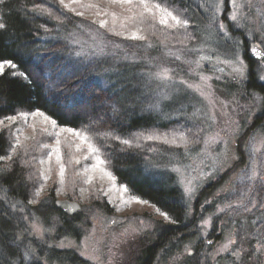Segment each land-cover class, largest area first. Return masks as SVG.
Here are the masks:
<instances>
[{
	"label": "rangeland",
	"instance_id": "obj_1",
	"mask_svg": "<svg viewBox=\"0 0 264 264\" xmlns=\"http://www.w3.org/2000/svg\"><path fill=\"white\" fill-rule=\"evenodd\" d=\"M50 3L78 18L74 32L64 39L46 36L45 44L40 45L33 57L39 72L46 78L50 97L70 106L84 101L87 93L91 95L89 87L97 85L110 91L108 109L112 117L119 118L123 112L116 98L120 80L110 81L112 70L139 65L138 86H143V93L131 100V91L127 88L122 95L125 104L135 106L140 112L152 113L161 120L181 118L177 129L172 127L160 136L157 133L159 139L147 138L153 135L138 136L129 145L130 151L137 152L147 162L155 179L173 177L185 209V221L192 222L195 211L208 212L197 219L200 221L197 229L192 227L183 243H177L170 253L158 252L152 264H235V250L241 254L240 264H264V243L252 250L245 241L251 227L247 228V216L255 218L256 223L261 213H252L264 210V133H245L261 112L260 98L255 94L243 98L239 89L245 83L247 72L240 50L241 39L247 46L257 44L264 52V0H236L235 5L232 0H200L199 10L208 16L215 4L220 5L216 24L224 25L223 33L207 16L202 22L197 21L200 24L196 40L193 34L182 42H175L172 37L153 36L158 43L152 46L129 43L121 47L109 39L110 35L115 36L108 30L112 27V18L103 10L118 15L116 31H121L123 18L132 15L125 8L108 0H82L85 5L96 4L101 14L96 15V8L74 4L72 7L84 12L83 16H77L63 8L59 0ZM233 14L237 16L236 21L230 19ZM101 19L109 21L106 28L99 27ZM130 23L124 30L131 28ZM224 33L231 41L228 45ZM226 47L234 48L239 59L226 53ZM257 63L258 82L264 84L260 79L264 77V59ZM135 76L122 77L132 83ZM229 87L237 89L234 92ZM44 128L50 135L44 134ZM0 130L10 134L9 151L19 139L20 145L13 157L25 168L31 183L30 194L35 200L53 191L54 202L70 201L80 205L82 222L86 223L80 238L51 244L56 249L73 250L87 264H134L141 249L170 224L150 205L135 201L125 203L123 199L107 211L106 199L118 197L120 192L114 191L105 176L99 177L98 170H91L96 161L93 156L84 159L89 155L87 144H81L75 135L64 132L59 137L65 165L61 185L55 154L48 159V153L57 146L59 128L53 129L42 117L29 116L26 122L19 118L12 124L5 121ZM165 140L174 143H165ZM45 144L47 148L42 147ZM78 144L80 151L76 149ZM93 145L99 149L97 155L106 165L103 150ZM41 159L44 164L40 163ZM77 159L79 164L75 162ZM41 173L49 179L45 181ZM89 176L92 182L86 183ZM41 185V195L36 197L35 191ZM117 207L119 211L113 210ZM238 212L243 213V220L239 230L234 231L231 225L234 226ZM28 229L37 239L51 236L36 220ZM240 234H244V239L238 242ZM215 236H218L216 242ZM199 242L201 254L196 248ZM224 245H228L226 250H222Z\"/></svg>",
	"mask_w": 264,
	"mask_h": 264
},
{
	"label": "trees",
	"instance_id": "obj_2",
	"mask_svg": "<svg viewBox=\"0 0 264 264\" xmlns=\"http://www.w3.org/2000/svg\"><path fill=\"white\" fill-rule=\"evenodd\" d=\"M50 1L54 3V0H3L0 3V23L6 25L4 30H0V59H11L18 65V70L28 76V81L19 76L13 77L9 75L13 70L7 68L4 75L0 76V119L17 115L20 111L40 109L57 120V128L72 127L86 134L92 144L103 150L106 165L100 167L115 176V184L105 177L114 191L120 192L118 197L113 196V203L109 202L113 199H106L107 211L123 199L128 203L134 202L135 200L131 199L133 195L148 200L147 204L155 210L159 207L161 211H167L174 222L157 232L154 241L141 249L134 262L151 264L158 252L170 253L178 244L183 243L186 236L185 209L180 203V192L173 177L155 179L156 175L147 166V162L137 152L130 151L129 145L130 142L134 143L138 136H156L157 133L160 136L172 127L173 130L177 129L176 125L180 123L181 118L161 120L152 113L140 112L135 106L125 104L122 95L127 88L131 91V100L137 94L143 93V86H138L141 79L140 72L138 73L139 65L115 67L112 70L110 81H113V78L120 80V86L116 85V98L123 108L119 118L110 115L107 105L110 91L97 85L89 87L91 95L87 93L88 98L70 106L50 97L46 78L39 72L33 57L40 45L45 44L46 36L64 39L75 31V20L78 19L68 12H62ZM157 2L161 0H150V3ZM198 2L200 3V0L197 3H194V0H167L166 6L182 19L188 20L187 28H168L159 24L157 19L146 17L143 22L130 23V29H123L125 35L139 29L140 35L145 36L144 40L125 39L117 35H110L109 39L113 40L112 44L120 47L129 43L152 46L158 43L157 38L160 37H172L175 42H182L192 34L196 40L200 24H197V21L202 22L208 16L199 10ZM153 36H157L156 40ZM241 43L243 44L240 50L247 72L245 84L239 89L243 98L251 94L260 98V115L264 119V86L258 85L254 76V65L247 55L249 45L247 46L243 39ZM132 74L137 75L132 83L122 77ZM229 89L235 92L237 88ZM259 124L260 121L252 123L245 133L256 129ZM14 131L12 128L11 132ZM8 138L10 134L7 130H0V155L7 156L10 153L11 140ZM125 140L129 143H123ZM97 170L99 177L103 176L102 172ZM30 185L25 168L17 158L0 161V264H87L73 250H59L51 245L63 239L78 241L82 228L86 225L82 222L83 214L69 217L57 210L54 206L53 191L41 200H36V203H29L35 199L30 194ZM121 185H127L129 192H123ZM113 210L117 211L116 208ZM33 220L51 233L50 238L42 240L30 234L28 226Z\"/></svg>",
	"mask_w": 264,
	"mask_h": 264
},
{
	"label": "snow or ice",
	"instance_id": "obj_3",
	"mask_svg": "<svg viewBox=\"0 0 264 264\" xmlns=\"http://www.w3.org/2000/svg\"><path fill=\"white\" fill-rule=\"evenodd\" d=\"M3 0H0V3H2ZM109 3L111 4H118L120 5V7L125 8V10L129 13H131L132 15L124 17L123 18V22L120 24V28L122 29L121 31H116V21L119 18L118 15L115 12H108L107 10H103L105 15H110L111 16V23H112V27L109 28L108 30L110 32H112L114 35L117 36H123L125 39H132V40H144L145 36L140 35V30L137 29L136 31H131L129 35H125V32L123 31V29H125L127 27V24L129 22L135 24L137 22H143L144 19L146 17H151L153 20L157 19L158 16V23L161 25H164L168 28H175L177 26L182 27V28H187L188 27V20L187 19H182L178 14H175L173 10H171L168 6H166L167 4V0H161V2H157V3H150V0H108ZM221 2H225V0H221ZM59 3L63 6V8L68 9V11L75 13V15L77 16H83L84 12L83 11H77L76 8L72 7V5H80L81 7L84 8H96L97 12L96 15H100L101 14V10L98 8V6L94 3H88V4H83L82 0H67V2H65V0H59ZM233 5L236 4V0H232ZM220 5L219 4H215L212 7L211 13L208 16V19L210 20V22H212L219 30L220 32L223 33L224 30V25L223 24H216V13L219 11ZM230 19L233 21L237 20V16L235 14L230 16ZM172 21V23H169V21ZM99 27L100 28H106L109 24V21L106 19H101L99 20ZM6 28V25L4 23H0V30H4ZM224 41L225 44L228 45L231 43L230 39L227 38V34L224 33ZM103 50L101 49V52ZM225 52L226 53H231V55L237 59H239V54L235 51L234 48H230V47H226L225 48ZM253 55H255V51H253ZM7 69H12L13 71H11L9 73V75L16 77L19 76L21 77L23 80L28 81V76L25 72H21L18 70V65L13 62L11 59H0V76L4 75L5 70ZM260 79L264 80V77H260ZM31 116L33 118L35 117H42L43 118V122L45 123H50L51 127L53 129L58 127V122L56 119H53L52 117H50L49 115H47L44 111H41L40 109H36L35 111H20L17 113V115H9L4 117L3 119H0V125H4L5 120L9 123H15L17 121V119H21L24 120L25 122L27 121V118ZM33 129H35V125H33ZM44 134L46 135H50V133L48 132L47 128L43 129ZM71 133L73 135H75L76 137H78L81 140V144H87V149H88V154L84 157V159H89V156H93L96 163L93 164L91 166V170L93 172H95L97 169H99L103 176H107V178L113 183L115 184L116 178L115 176L112 175V173L105 171L103 168L100 167V165H102L104 163L103 160H101L100 156L97 155V153L99 152V149L96 148L91 142H90V138L86 135L81 133L80 131L72 128V127H60V131L56 133V147L52 148L51 151L48 153V159L51 160L52 155L55 154L56 157V163L59 165V183L62 185L64 183V176H65V165L62 162V158H61V153H60V134L61 133ZM148 139H159V137L156 136H149L147 137ZM27 139V137H26ZM165 143H174V141H168L165 140ZM123 143L128 144L129 141L125 140L123 141ZM20 145V141L19 139L16 140V143L14 145L11 146V151L7 156L4 155H0V161H5V160H11L13 155H15L16 152V147ZM42 147L47 148L48 145H42ZM81 145H76V149L77 151H80ZM77 164L80 163V160L77 159L75 161ZM41 164H44L45 161L43 159L40 160ZM88 169L85 168V172H87ZM41 175L43 176V179L45 181H47L49 179L48 176H44L43 173H41ZM255 174H253L254 176ZM86 183H91L92 182V177L89 176L86 181ZM121 189L123 192H129V187L127 185H121ZM43 190V185H41L40 189H37L35 191V196L39 197L41 195V192ZM81 192H83V189H81ZM57 194H59V190H57ZM132 200H135L138 203L141 204H147L149 203L148 200H143L141 199L139 196L137 195H133L131 197ZM111 202V201H109ZM29 203H36V200H30ZM125 203H128V201H125ZM62 208L64 209V211L67 213L70 210V206L65 204L62 205ZM75 210V209H72ZM119 207H117V211H119ZM157 212L159 213L160 216L163 217V219L165 221L168 222H174L171 220V217L169 216L167 211H161L160 208L158 207ZM35 227V226H34ZM233 241L229 240V243H232ZM228 247V245H224L222 250H226ZM235 255L239 258L240 257V253L237 252L235 253Z\"/></svg>",
	"mask_w": 264,
	"mask_h": 264
},
{
	"label": "flooded vegetation",
	"instance_id": "obj_4",
	"mask_svg": "<svg viewBox=\"0 0 264 264\" xmlns=\"http://www.w3.org/2000/svg\"><path fill=\"white\" fill-rule=\"evenodd\" d=\"M247 55H248L249 60L254 65V76L256 78L257 84L260 85V86H264V84H261V83L258 82L257 73L255 71L256 70V64H258L257 62H261L264 59V57H263V59L261 61H257L255 59H253L251 57V55H250L249 48L247 50ZM260 109H261V102H260ZM256 121H260V124L258 126H256L257 127L256 129H253L249 133H253V132L264 133V119L262 118V115L258 114L254 118L252 123H254ZM248 127H250V125ZM249 133H247V134H249ZM201 200H202V198H201ZM262 211L263 212H253L252 213V215H256V214L261 213L260 214V218L256 220V223H255V218H253V217H251L249 215L247 216V218H249V220L247 221V228H249L250 225H251V227H250L249 233L246 235V240L245 241H247L249 243L248 245L251 246L250 249H252V250H254V247L258 248L260 246V243H264V210H262ZM206 214H208V212H197V211H195L193 213V215H194L193 221L192 222H187L186 221V235H187L188 231L192 230V227H195L197 229V227H198L197 225L200 222V221L198 222L197 219L198 218L200 219L202 216H205ZM242 214L243 213L239 214V212H238L237 216H236V222H235L234 226L231 225V227H234V229H233L234 231L239 230V228L241 227V221L243 220L241 218L243 216ZM252 220H253V223H251ZM243 235L244 234L238 235V237H237L238 242L243 241V239H244ZM217 239H218V236H215V242H216ZM203 243H205V241ZM196 248H199L198 252L201 254L202 253V248H201L200 242L196 244ZM237 252H239V250H235L234 253H233V256H234V259H235V264H240L241 260H242V257H241V254H240V257L238 258L235 255V253H237Z\"/></svg>",
	"mask_w": 264,
	"mask_h": 264
},
{
	"label": "water",
	"instance_id": "obj_5",
	"mask_svg": "<svg viewBox=\"0 0 264 264\" xmlns=\"http://www.w3.org/2000/svg\"><path fill=\"white\" fill-rule=\"evenodd\" d=\"M253 51H255V55H253ZM249 52L253 59L257 61H261L264 57V52L260 49V47L257 44H250L249 45ZM69 205L70 210L66 213L64 209L62 208V205ZM54 206L57 210H59L61 213H63L66 216L73 217L81 214V208L78 203L70 202V201H55ZM75 209V210H72ZM115 226V224H113Z\"/></svg>",
	"mask_w": 264,
	"mask_h": 264
},
{
	"label": "bare ground",
	"instance_id": "obj_6",
	"mask_svg": "<svg viewBox=\"0 0 264 264\" xmlns=\"http://www.w3.org/2000/svg\"><path fill=\"white\" fill-rule=\"evenodd\" d=\"M155 258H156V257H155ZM155 258H154V260H155ZM154 260L152 261V263L154 262ZM152 263H151V264H152Z\"/></svg>",
	"mask_w": 264,
	"mask_h": 264
}]
</instances>
